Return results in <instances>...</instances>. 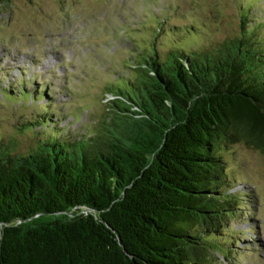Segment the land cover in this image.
Segmentation results:
<instances>
[{
  "label": "trees",
  "instance_id": "obj_1",
  "mask_svg": "<svg viewBox=\"0 0 264 264\" xmlns=\"http://www.w3.org/2000/svg\"><path fill=\"white\" fill-rule=\"evenodd\" d=\"M246 19L211 48L129 50L91 135L63 136L43 108L21 124L28 151L0 139V264H214L240 200L221 151L264 154V19Z\"/></svg>",
  "mask_w": 264,
  "mask_h": 264
},
{
  "label": "rangeland",
  "instance_id": "obj_2",
  "mask_svg": "<svg viewBox=\"0 0 264 264\" xmlns=\"http://www.w3.org/2000/svg\"><path fill=\"white\" fill-rule=\"evenodd\" d=\"M243 15L248 27L264 19V1L1 0L0 139L28 151L37 137L21 124L40 119L43 108L47 125L55 123L63 136L91 135L112 99L104 95L109 83L131 77L124 67L129 50L163 55L174 44L211 48L239 36ZM256 32L264 45V24ZM22 88L41 98H20ZM42 130L38 137L47 134ZM221 157L240 200L237 217L223 229L231 240L219 242L211 261L264 264V154L239 141Z\"/></svg>",
  "mask_w": 264,
  "mask_h": 264
}]
</instances>
